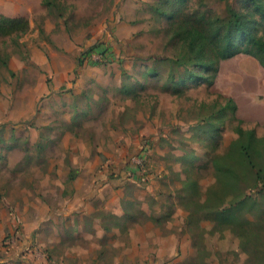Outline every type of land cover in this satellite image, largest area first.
<instances>
[{"label":"rangeland","instance_id":"rangeland-1","mask_svg":"<svg viewBox=\"0 0 264 264\" xmlns=\"http://www.w3.org/2000/svg\"><path fill=\"white\" fill-rule=\"evenodd\" d=\"M122 1L0 0V264H264V182L235 142L264 138V66L221 58L235 13L259 37L264 17L141 0L127 21Z\"/></svg>","mask_w":264,"mask_h":264},{"label":"trees","instance_id":"trees-1","mask_svg":"<svg viewBox=\"0 0 264 264\" xmlns=\"http://www.w3.org/2000/svg\"><path fill=\"white\" fill-rule=\"evenodd\" d=\"M45 3L48 2V0H43ZM157 1V0H156ZM177 2H185L186 0H176ZM253 7L262 14L264 17V4L260 3L258 0H249ZM167 0H158V5L161 6L162 8L160 9L157 6L152 7V11L155 12L156 14H159L162 18L169 20L172 22L174 20V16L171 15V12H169L166 8H163V6H166ZM1 16V15H0ZM3 18V16H1ZM12 22V21H10ZM19 28V32H14V33H25L28 29V22L25 19H18L14 21ZM13 23V24H15ZM172 24V23H171ZM255 20L251 16H247L244 13H235L234 18L232 21L229 23L227 26L223 39H224V44L222 47V52H221V58L226 59L230 58L236 53L242 51L248 55H252L254 57H257L261 64L264 66V37H259L255 32H253V29H255ZM200 34L197 32H194L192 35V39L190 40L191 44L193 43V38L196 39L198 38ZM238 42V43H237ZM244 44L245 48L240 49L238 44ZM259 52L263 54V57H259ZM201 56V54H199ZM160 59V57H151V59ZM206 66H210L211 61L208 63H201ZM187 80L193 81V73H190L189 77ZM186 82V79H182L177 83V86H181ZM227 104H231L230 101H228ZM236 133L239 135V140L235 141L240 143V138H242L244 135H246L247 139L241 140L240 143V148L237 150V156L239 160L242 161L244 167L251 172V174L254 177V180L263 183L264 182V169H260L257 172H255V167H256V162L254 161L253 155L260 154L263 155L262 150L258 148H254L255 145V140L259 142L264 143V138L263 139H258L256 138L255 132L252 130L250 132H246L243 128L241 127H236L235 129ZM234 142V143H235ZM264 157V155H263ZM227 158L226 156L223 157V159ZM229 163H225L223 166L226 168V165ZM263 166H264V161H263ZM221 169V168H220ZM227 173L230 174V171H227ZM231 177L230 175L227 176V178ZM258 186L259 184H255ZM247 199V197L245 198ZM236 201L235 204L233 205L234 208L238 207L240 204H244L245 201ZM225 214V213H224ZM230 213H228L229 215Z\"/></svg>","mask_w":264,"mask_h":264},{"label":"crops","instance_id":"crops-1","mask_svg":"<svg viewBox=\"0 0 264 264\" xmlns=\"http://www.w3.org/2000/svg\"><path fill=\"white\" fill-rule=\"evenodd\" d=\"M137 1H139V2H141V0H123L122 1V3H123V6L124 5H127V7H123L122 6V8H121V10H119L117 13H118V16L120 15V14H122V15H124V17L126 18V17H129V16H132L134 13L132 12V11H130L131 9V6L132 7H134V5H135V2H137ZM146 0H142V2H145ZM151 4L153 3V2H151V1H149ZM127 19V21H129V20H131L130 18H126ZM80 175V176H79ZM79 178H77L78 180H77V182L81 179V180H83V177L81 176V173H79ZM90 176V173H89V175H88V177ZM81 177V178H80ZM89 185L91 184V182H90V179H89V182H87ZM75 184H76V179H75ZM73 185H74V183H73ZM78 187V186H77ZM62 188H64V185H63V187Z\"/></svg>","mask_w":264,"mask_h":264}]
</instances>
